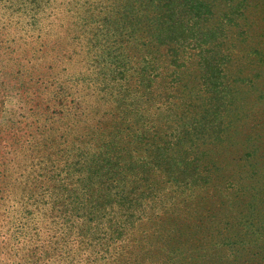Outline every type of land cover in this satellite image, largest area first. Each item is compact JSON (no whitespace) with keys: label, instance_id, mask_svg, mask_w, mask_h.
<instances>
[{"label":"rangeland","instance_id":"1","mask_svg":"<svg viewBox=\"0 0 264 264\" xmlns=\"http://www.w3.org/2000/svg\"><path fill=\"white\" fill-rule=\"evenodd\" d=\"M147 1L0 0V131L25 128L31 122L25 101L38 94L41 72L65 81L71 87L69 94L85 103L81 132L112 114L114 105L101 103L97 93L87 88L101 82L105 74L99 71L101 60H110L98 48L103 44L122 51L124 44L135 47L138 39L147 38L145 32L156 13L162 17L174 13L183 21L176 30L169 28L180 39L206 41L200 32L185 33L188 22L181 14L187 0H167L169 6L174 2L169 14L167 5L148 7ZM193 1L198 6L210 5V26H217L227 2L235 8L233 14L239 12L227 27L228 37L221 38L219 45L208 41L209 49L216 45L210 60L221 66L220 75L211 80L223 102L220 123L211 125L210 110L208 123L188 132L166 106L160 109L161 115L156 112L148 120L164 132L166 142L173 143L179 132L187 133L194 142L191 156L200 161L189 165L181 176L149 174L146 187L151 197L145 200L142 219L125 239L120 255L124 260L116 254L96 264H264V0ZM124 20L130 21L128 26L138 22L142 29L124 40ZM183 29L184 33H178ZM89 47L93 50L88 51ZM130 59L135 61L134 53ZM31 65L37 70L32 74ZM14 147L24 149L17 154L21 170L34 162L26 153L29 146L24 138ZM144 152L139 149L140 154ZM179 155L186 159L185 152ZM16 175L13 171V183ZM12 191V197L20 198L23 184ZM4 193L0 206L7 200ZM6 220L0 222V240Z\"/></svg>","mask_w":264,"mask_h":264},{"label":"trees","instance_id":"2","mask_svg":"<svg viewBox=\"0 0 264 264\" xmlns=\"http://www.w3.org/2000/svg\"><path fill=\"white\" fill-rule=\"evenodd\" d=\"M187 1L190 5L184 8L185 4L181 14L188 22L185 33L200 32L206 41L180 39L169 28L176 30L183 21L174 13L166 17L156 13L145 32L147 38L138 39L135 47L124 44L122 51L103 44L98 48L110 60H101L99 71L105 73L101 82L87 88L97 93L101 103L113 104L114 111L86 132L80 129L87 113L82 99L69 94L71 87L65 81L41 72L38 94L24 100L33 116L31 122L25 128L0 131V201L7 194L0 206V222L7 219L0 240V264L8 258L6 264H96L116 254L124 260L120 255L125 239L142 219L145 200L151 197L148 175L181 176L189 165L200 161L191 156L194 142L187 133L179 132L173 143L166 142L164 132L148 120L156 112L161 115L160 109L166 106L188 132L204 127L210 110L211 125L220 123L223 102L211 80L220 75L221 66L210 60L216 45L208 46L209 42L219 45L221 38L229 36L227 27L239 12L233 14L230 0H224L227 3L217 26H210V5ZM146 4L167 5L168 14L173 12L174 2L169 6L167 0H148ZM126 15L130 17L129 12ZM128 23L124 20V40L142 29L138 22ZM34 71L36 65H31L30 73ZM23 138L34 162L21 170L17 154L22 148L14 146ZM139 149L145 152L140 154ZM184 152L186 159L179 155ZM13 171L17 172L15 183ZM18 184H23V193L12 197Z\"/></svg>","mask_w":264,"mask_h":264}]
</instances>
